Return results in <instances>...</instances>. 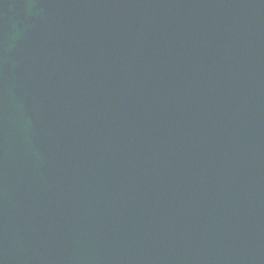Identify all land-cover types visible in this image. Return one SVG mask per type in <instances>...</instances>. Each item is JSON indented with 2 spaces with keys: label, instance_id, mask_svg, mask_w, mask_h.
<instances>
[{
  "label": "water",
  "instance_id": "1",
  "mask_svg": "<svg viewBox=\"0 0 264 264\" xmlns=\"http://www.w3.org/2000/svg\"><path fill=\"white\" fill-rule=\"evenodd\" d=\"M0 264H264V0H0Z\"/></svg>",
  "mask_w": 264,
  "mask_h": 264
}]
</instances>
